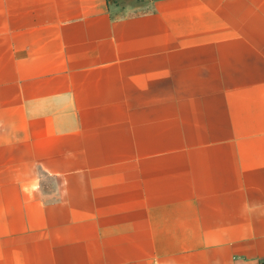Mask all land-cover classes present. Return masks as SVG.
<instances>
[{
    "label": "crops",
    "instance_id": "crops-1",
    "mask_svg": "<svg viewBox=\"0 0 264 264\" xmlns=\"http://www.w3.org/2000/svg\"><path fill=\"white\" fill-rule=\"evenodd\" d=\"M264 0H0V264H260Z\"/></svg>",
    "mask_w": 264,
    "mask_h": 264
},
{
    "label": "trees",
    "instance_id": "trees-1",
    "mask_svg": "<svg viewBox=\"0 0 264 264\" xmlns=\"http://www.w3.org/2000/svg\"><path fill=\"white\" fill-rule=\"evenodd\" d=\"M260 264H264V260Z\"/></svg>",
    "mask_w": 264,
    "mask_h": 264
}]
</instances>
